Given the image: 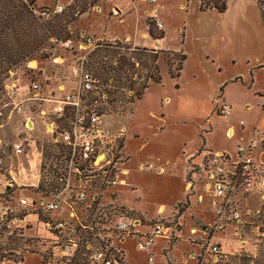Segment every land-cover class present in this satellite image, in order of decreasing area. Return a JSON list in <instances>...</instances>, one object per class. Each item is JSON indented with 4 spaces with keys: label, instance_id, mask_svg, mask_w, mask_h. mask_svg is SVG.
Wrapping results in <instances>:
<instances>
[{
    "label": "rangeland",
    "instance_id": "374dc122",
    "mask_svg": "<svg viewBox=\"0 0 264 264\" xmlns=\"http://www.w3.org/2000/svg\"><path fill=\"white\" fill-rule=\"evenodd\" d=\"M67 1L58 0L59 3ZM116 1L124 12L123 20L122 16L104 18L106 11L111 9ZM55 3L56 0H38V6L35 3L34 6L36 10H40L52 7ZM137 4L135 6L130 0H105L103 4L101 0H76V10L89 14L82 19L79 16L74 17V21L69 25V30H73H70L73 47L66 49L60 42H52L51 47L47 46L30 61L16 68L15 78L21 85H26L29 81L37 83L43 94L47 95L59 85H72L69 67L79 56L87 53L88 71L110 92L117 90V94L121 93L120 100L105 105L103 122L112 132L124 128L121 147L126 158L124 167L128 172L126 175H120L118 179L122 182L106 189L103 197L108 201L111 195L125 210H130L131 214L147 220L159 219L166 224L170 222L181 231L179 234L182 239L178 241L175 237L170 241L163 238L154 239L150 250L152 264H195V257L198 264H219L214 263L211 256L205 252L207 241L211 244H221L231 253L226 264H249L252 258L254 264H264V235L260 231L264 224V202L256 194L238 195L240 222H233L221 230L212 229L216 220L217 205L213 204L212 197L204 187L206 180L202 172L195 167L201 163L203 151L208 147L212 149L210 151L234 148L236 136L232 139L226 138V120L218 116L216 106L211 108L204 98L206 93H216L219 90L216 85L219 80L230 77L239 71L238 69L245 70V67L235 64L219 75L211 71V61L204 52L206 53V49L217 52L219 48L214 42L210 44L211 35H203L208 42L210 40L209 45L207 41H199V33L202 32L200 28L204 31L209 27L213 29L231 24L237 31L235 37L239 41L238 47L243 46L246 52H253L255 47H248V43L255 37L260 39L262 34L259 33V23H264L257 7L253 2L247 1L246 10L242 12L238 9L239 1L231 0L226 3L225 12L218 13L200 11L199 0H157L156 6L144 5L143 9ZM263 4L264 1L259 2L260 10ZM93 6H102L104 12L93 11ZM154 7L157 10L156 19L160 20L161 14L165 25L166 38L161 44V49L185 55L178 77L172 78L169 75L165 63L168 55L159 53L157 61L154 62L153 54L148 52L150 49L146 47L134 46L133 43L118 39L89 42L87 37L79 35V31L89 22L97 33L106 27L120 35L127 32L133 36L137 29H143L145 25L150 27L155 35L164 33L163 29L156 26L153 17L144 15V12ZM244 38L247 45H243ZM79 42L84 43L82 49L77 47ZM55 57L58 58L57 63L53 61ZM122 57L126 60L125 66L118 64ZM155 65L160 71V83L148 80V76L154 74ZM107 77L109 80L105 83L104 78ZM116 78H119L120 82L116 81ZM257 78V83L264 87V71L259 72ZM145 82L148 87L141 98L136 100L135 93ZM239 83L241 84V81ZM130 84L132 88L129 87ZM3 100L2 98L0 104ZM255 102H251L254 108L247 111L242 119L246 123L258 122V129L261 131L264 127V112L261 111L262 106L259 103L256 106ZM39 103L28 102L29 110L34 113L39 106L48 107L45 102ZM1 111L0 139L3 143L0 147V157L4 161V168L8 169L11 164L13 169L21 172L16 177L18 185L33 184L37 177L43 184L45 176L51 174L52 167L60 165L66 149L63 145L53 142L43 124L34 125L33 128L28 124L26 128L19 116L10 114L6 108H1ZM238 122L239 120L237 124ZM61 124L64 127L65 121ZM239 129L238 124L236 135ZM17 139H26L23 147L28 156L16 157L12 154L10 144ZM194 149V156L182 163L181 159ZM39 158L40 167L30 170L27 161L36 164ZM148 164L157 168L162 166L163 170L142 169V165ZM4 179L0 175V191L4 190ZM189 181L192 184L185 193L184 187ZM13 184V188L0 199V206L7 207L8 210L0 222V256H3L0 264H45L42 258L44 256L46 260L47 256L42 253L36 241H33L35 239H32L36 235L35 229H20L16 227L15 222H8L14 217L21 218L27 213V209L30 211L29 202L37 198L35 194L38 190L32 185L23 187ZM23 188L25 190H22ZM22 198L28 201L27 205L19 203ZM159 206H162L161 214L157 212ZM27 220L35 222L37 216L30 215ZM193 228L205 229L207 234L203 236L200 231L192 232ZM43 235L40 231V236ZM168 242L171 244L167 245ZM125 252L128 264H147L148 254L135 249V240L127 241ZM191 254L194 256H190Z\"/></svg>",
    "mask_w": 264,
    "mask_h": 264
},
{
    "label": "built area",
    "instance_id": "2783aa9c",
    "mask_svg": "<svg viewBox=\"0 0 264 264\" xmlns=\"http://www.w3.org/2000/svg\"><path fill=\"white\" fill-rule=\"evenodd\" d=\"M143 1L152 5L157 3V0ZM71 3H55L52 7L35 10V13L50 19L72 6ZM93 9L100 10L98 7ZM261 10L264 14V4ZM156 12L153 9L151 16L156 26L161 28ZM80 14L76 10L73 15L78 17ZM60 45L66 49L73 47L71 40L60 42ZM83 45L79 42L78 49H82ZM57 59L55 57L53 61L57 63ZM86 62L87 53L79 56L69 67L72 85H59L47 95L33 81L21 85L15 78V71L10 72L4 82L0 117L1 108H6L10 114L22 116L24 127L27 128L29 124L33 128L34 116H39L53 142L66 149L60 165H54L51 174L45 176L42 189H37L39 184L36 186L37 198L30 200V211L27 209L21 218L14 217L8 222H15L20 229H35L36 235L32 239L47 256L46 260L44 256L42 258L45 264H126L123 245L131 239L135 240L137 251L148 254L147 264H152L150 250L154 239L170 241L177 229L170 222L166 224L159 219L147 220L131 214L111 195V199L104 200L105 190L121 183L119 176L128 172L124 167L126 158L121 147L124 128L112 132L104 125L108 88L88 71ZM28 102H45L48 107L39 106L33 113L29 110ZM216 113L224 119L228 118L231 107L224 103L217 104ZM64 121L62 127L61 122ZM25 141L17 139L10 144L13 155L26 156L23 147ZM2 143L0 139V147ZM27 163L30 169L31 161ZM37 163L40 167L41 158ZM4 167L0 157V175L5 178L0 199L15 183L9 166L8 169ZM141 167L147 171H158L153 164ZM195 167L202 172L206 180L204 187L212 197L213 204L217 205L212 229L221 230L233 222H240L238 195L256 194L264 202V132L252 134L245 144L239 145L235 157L225 152L204 150L201 163ZM191 184L189 181L187 188ZM19 203L27 205L28 201L22 198ZM7 211V207L0 206V222ZM55 212L58 213L56 217L53 216ZM30 215H36L37 220L28 221ZM40 231L44 233L43 236H40ZM205 252L214 263L219 264H226L231 254L221 245L209 241L206 242ZM249 264H254L253 258Z\"/></svg>",
    "mask_w": 264,
    "mask_h": 264
},
{
    "label": "crops",
    "instance_id": "0c3cea01",
    "mask_svg": "<svg viewBox=\"0 0 264 264\" xmlns=\"http://www.w3.org/2000/svg\"><path fill=\"white\" fill-rule=\"evenodd\" d=\"M105 0H101L102 4ZM135 6L138 5L137 3H139V7H141V9H143L144 5H148L150 6H156V4L152 5L149 4L147 2H144L143 0H130ZM231 0H227L226 3L230 2ZM239 1V5H238V9L241 10L242 12H244L246 10V2L250 1L253 2L254 5L257 7L259 16L260 15V7H259V2L260 1H264V0H237ZM38 0L35 1V4L38 6L37 4ZM72 2L71 4L74 6L76 4V0H68L66 3H59L58 0H56V3L59 4H68ZM99 8L100 10L98 11V9L94 10L93 8ZM91 9L93 11H97L100 13L104 12V8L102 6H94ZM153 9H156V7H154ZM149 10L148 12H144V15L148 16V17H152L151 16V12L152 10ZM208 11H215L214 9L208 10ZM217 12V11H216ZM225 12V11H224ZM124 12L122 10V8L120 7L118 1H116V3L113 4V7H111V9L106 11V14L104 16V18L108 17H121L122 16V20H123V16L122 15ZM89 13L88 12H81V14L79 15L80 19H82L84 16H87ZM88 17V16H87ZM107 18V19H108ZM160 20H158L161 23V29H163L164 31V37L160 38V39H154L152 37H150L149 32H148V26L145 25V27L143 29L140 30H136V32L134 33V35L132 36L130 33L125 32L123 35H120L118 32H113L108 30L106 27L101 28L99 33L94 32L92 29V24L89 22L87 23L80 31H79V35L83 36V37H87L88 41L90 42V40H92L93 42L96 41H100V40H120V41H128V43H133L134 46H140V47H146L150 50L154 49V50H164L161 49L163 46L161 45L165 38H166V32H165V25L164 22L162 21L161 18V14H160ZM262 19V18H261ZM119 20V18H118ZM209 28L211 30H209ZM208 30H204L203 28H200V31H202L201 33H199V41H207L208 39H206L205 37H203V35L205 34L208 36H212V40H211V45L214 42V45H216L219 50L217 52H211L210 49H206V53L204 52V55H207V59H210L211 61V67L209 68L211 71H215V73L217 75L223 73V71H226L227 69H230L232 67L235 66V64L241 65L242 67H245V70L243 69H238L239 71H237L236 73H234L233 75H231L228 78L219 80L217 85V92H210V93H206L205 96V100L209 105H211L210 107L212 108L214 105L217 106V104H227L231 107V114L229 115L228 118H225L226 123H227V127L224 131L225 136L227 139H232L233 137L236 136V143L234 148H221L219 150H214V152H225L227 154H229L231 157H235V153H236V148L239 145L245 144L246 141L252 136V134L254 133H260V132H264V127L262 128L261 131H259V123L258 122H248L246 123V121H244L242 118L245 117V113H247V111H249L250 109L254 108L253 107V103H251L252 101H256V106H258V103L262 106V112H264V87H261L259 85V83H257L258 78H257V74L259 72L264 71V23L260 24L259 23V33L262 34V36L259 38L255 37L253 38V40L249 41L250 43H248V47L253 46L255 47V49L253 50V52H246L244 48L242 47H238L239 46V41L238 38L235 37L236 32L235 31V27L231 24L229 25H225V26H219L216 28L209 27ZM71 31H73L72 29H70ZM262 38V40H261ZM210 42V40H209ZM207 41V44L209 43ZM243 45H247V40L244 38L243 40ZM209 45V44H208ZM206 48V47H205ZM237 48V49H235ZM164 51H171V50H164ZM239 81H241V84L239 83ZM216 96V98H215ZM167 101V99H166ZM202 101V100H201ZM211 115H212V111H211ZM210 115V117H211ZM21 118V120H23L22 116H19ZM224 119V118H223ZM239 120L238 124L240 126L239 132L236 135V127L238 129V124L237 121ZM240 121H243V124H240ZM43 123V120L41 119V117L39 116H34L32 125H41ZM258 130V131H257ZM207 150H212L210 147H208ZM194 152L195 149L193 151H190L188 154H186V156L184 158H182V163L183 161H186L187 159H190L194 156ZM28 156V154L26 155ZM29 161V160H28ZM36 164H32L31 161V166H30V170L34 169L36 170L37 167L39 168V166L37 165V162H35ZM159 170L162 171L163 167L162 166H158ZM9 169L11 171L12 177L15 180L16 185V177H18V174L21 173L20 171L17 172L15 170V168L13 169V165H9ZM128 171V170H127ZM39 183V177H37L34 180L33 184H21L18 186H23V187H28L29 185H32L33 187H36ZM185 189V193L186 191H188L189 189L187 188V185H185L184 187ZM22 190H25L24 188ZM186 195V194H185ZM251 196V195H249ZM179 202V201H177ZM176 202V203H177ZM175 203V204H176ZM162 211V206H159L157 209L158 214H161ZM53 216L56 217L58 216V213H53ZM192 231H194L195 233L198 231H200L203 236L205 235V229L203 230H199L196 228H193ZM181 233V231L177 230L175 233V238H177V241L181 238V235L179 234ZM182 239V238H181ZM189 239V238H188ZM201 240H203V238H200ZM191 241H193L191 239ZM203 241H207V240H203ZM194 242V241H193ZM170 242L167 243V245ZM127 244V242L123 245L124 248V256H125V263H127L126 261V255L127 252H125V245ZM171 244V243H170ZM174 245V244H172ZM171 245V246H172ZM221 245V244H219ZM222 249H224V247L221 245ZM226 251V250H225ZM228 252V251H226ZM230 253V252H229ZM190 256H194V254H191ZM195 264H198V259L197 257H195Z\"/></svg>",
    "mask_w": 264,
    "mask_h": 264
},
{
    "label": "trees",
    "instance_id": "16d2710c",
    "mask_svg": "<svg viewBox=\"0 0 264 264\" xmlns=\"http://www.w3.org/2000/svg\"><path fill=\"white\" fill-rule=\"evenodd\" d=\"M36 0H0V101L4 96V82L8 78L10 72L15 71L20 65L30 61L36 54L47 46L51 47L52 42H64L71 39L69 25L74 21V12L76 4L69 6L61 14H56L50 19H44L35 13ZM96 2L97 0H93ZM227 0H199V10L207 11L214 9L218 13H223L226 9ZM261 18L264 22V14L260 11ZM150 37L160 39L164 37L161 32L157 35L151 32L148 27ZM147 51V50H146ZM153 54L154 62L157 61L159 53L168 55L166 66L170 77H178L182 69L185 55L181 52L164 51V50H148ZM118 64L127 65L125 58H120ZM121 66L120 69L123 67ZM159 68L154 66V74L148 76L154 83H160ZM106 83L109 77L104 78ZM116 81L120 82L119 78ZM129 87L132 88L130 84ZM147 82L142 84L135 93V99L141 98L144 90L147 88ZM107 93V101L112 104L122 98L121 93L116 91ZM38 190L42 189L39 183ZM264 211V204L262 206ZM264 214V212H263ZM23 216V215H22ZM264 223V220H263ZM264 235V224L261 228ZM264 243V238L262 239ZM3 256H0V262ZM255 262V261H254Z\"/></svg>",
    "mask_w": 264,
    "mask_h": 264
}]
</instances>
